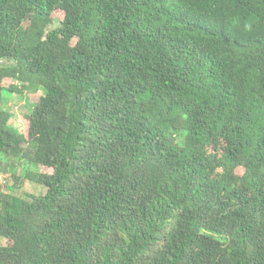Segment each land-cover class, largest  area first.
Listing matches in <instances>:
<instances>
[{"label": "trees", "instance_id": "obj_1", "mask_svg": "<svg viewBox=\"0 0 264 264\" xmlns=\"http://www.w3.org/2000/svg\"><path fill=\"white\" fill-rule=\"evenodd\" d=\"M1 174L0 264H264V0H0Z\"/></svg>", "mask_w": 264, "mask_h": 264}, {"label": "rangeland", "instance_id": "obj_2", "mask_svg": "<svg viewBox=\"0 0 264 264\" xmlns=\"http://www.w3.org/2000/svg\"><path fill=\"white\" fill-rule=\"evenodd\" d=\"M64 18H65V13L63 11L61 10L54 11V13L52 14L53 24L51 25V28L54 29L56 27H59L61 23L64 21ZM36 100L37 98H35V101ZM6 108L13 113V118L10 123L11 126L21 132V130L23 129L22 128L23 126L21 124V118H23L24 115H27L32 112L33 109L32 105L30 104L28 99H26V97L15 95V96H10L7 99ZM238 172L242 174L243 170L239 169ZM4 179L5 177L1 174L0 180L3 181ZM23 190L28 193H32L36 195H43L46 192L45 188L38 186L34 183H31L29 181H25L23 183ZM4 243H5L4 239L0 237V245Z\"/></svg>", "mask_w": 264, "mask_h": 264}]
</instances>
